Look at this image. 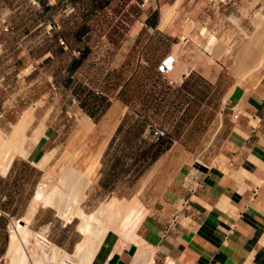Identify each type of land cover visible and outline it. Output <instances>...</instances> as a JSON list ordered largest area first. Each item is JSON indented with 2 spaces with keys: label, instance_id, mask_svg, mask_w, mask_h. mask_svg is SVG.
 Masks as SVG:
<instances>
[{
  "label": "crops",
  "instance_id": "crops-1",
  "mask_svg": "<svg viewBox=\"0 0 264 264\" xmlns=\"http://www.w3.org/2000/svg\"><path fill=\"white\" fill-rule=\"evenodd\" d=\"M237 1L52 0L26 20L23 10L8 14L11 0H0V59L24 67L46 60L60 68L71 94L83 102L84 120L109 124L97 179L145 207L139 235L129 240L110 230L94 264H134L143 246L153 249L147 264H264V61L240 78L234 71L238 52L230 67L221 59L230 50L225 36L220 56L210 49L212 55L200 56V36L190 28L186 33L181 23L242 17L231 10ZM170 52L174 67L162 74L157 65ZM259 68L258 77L244 81ZM156 126L167 135L154 136ZM37 143L0 169V264L15 221H39L45 211L35 197L51 169V160L45 167L40 160L53 148L41 152ZM79 161L80 168L87 164ZM71 221L62 223L64 232ZM50 222H38L33 231L48 236Z\"/></svg>",
  "mask_w": 264,
  "mask_h": 264
},
{
  "label": "rangeland",
  "instance_id": "rangeland-1",
  "mask_svg": "<svg viewBox=\"0 0 264 264\" xmlns=\"http://www.w3.org/2000/svg\"><path fill=\"white\" fill-rule=\"evenodd\" d=\"M36 1L24 0L23 3H17L16 0H11V2L6 5L9 9L8 14L18 13L23 10L26 20H33L34 12L37 14L38 8H46L47 6H50L47 3H44L43 0L39 3ZM186 1L187 0H185V2ZM251 1L252 0H238L237 5H234L233 9H231L235 13L240 12L239 14L242 15L244 19L237 14L230 15L228 17H224L223 15H214L215 17L211 16L208 19H195L188 17V19L181 20L183 27L186 26V33H188V29L190 28L191 32L195 36H200V56L205 57L208 55V52H210V50L206 47L208 32L215 35L221 42H223V37L225 36L226 46L228 47V44H230V50L226 53V55L222 56L221 59L225 62V66H229L231 61L235 59V55L238 52L234 62V71L241 78L263 62L262 61L259 64L257 63L259 50L254 47V37H256L257 33L264 27V18L262 20H259L260 18L257 19L260 12L264 13V0H259L260 2L258 5L253 4L252 6L250 4ZM238 5H240L239 9L237 8ZM209 8L211 7L205 9L206 13H210ZM257 11H259V13L256 15L255 13ZM12 20L13 23H18L15 21V18ZM202 28L204 29L203 31L201 30ZM252 32L254 33L252 34ZM194 39L196 41V38ZM252 42L254 43L253 45L251 44ZM261 42H263V40L260 41V47L264 46V43ZM244 51L249 53L253 52L251 56L254 57V60L253 63L249 62L250 69L247 72L239 74L235 69V65L240 61V54ZM209 55H212L211 52ZM254 61L257 63L256 65ZM21 64L22 63L18 64L12 58H9L7 61L6 59H0V106L3 112L2 116H0V127L2 128L0 130H3L8 134L14 133L16 125L24 118L28 111H32V120L26 129V133L29 136L25 145L26 150L29 152L28 147L34 146L38 141L39 142L36 146L39 147L41 152L53 148L52 150L46 152L50 153L54 151L53 157L50 161V168L53 172L57 171L56 173L54 172L56 175L61 174L63 173V170L65 171L68 169V164H75L76 161L77 164H79L81 157L86 158V161H83V164L84 162L87 164L84 165L85 167H82L83 170H85L87 165L89 166L94 152L104 144L105 139L108 137L109 132L105 129L109 127V124L108 126H105L103 124L104 122L99 123L94 118H90L92 121L90 119L84 120V116L86 114L83 112V108L81 107L83 106V102H79V95L76 94V96H74L71 94V85L63 82L64 77L63 74H61L59 67L54 68L49 66L46 60H43L35 67L31 64H26L24 67ZM262 68L254 71V73L251 74L250 77L244 79V81L258 77ZM73 98L74 100H72ZM109 102L110 100L105 101V107L109 106ZM87 121L91 122L89 126H85V122ZM108 123H110V121ZM82 145L84 149L82 148ZM85 147L87 149H85ZM70 155H73L74 157H70ZM77 164L75 165L77 166ZM79 165L77 167L80 168ZM96 175H98L97 169L92 176V181L87 187V196L81 203L82 209L87 213L94 212L99 208V206H101L102 203L111 201L112 197L114 198L118 196L119 198L121 196V192L124 190L120 188L118 194H116L114 189H112L110 182L107 183L102 180H98ZM114 194H116V196ZM110 196L112 197L109 198ZM99 203L100 205L97 206ZM73 212H75V210ZM47 218H50L51 222L49 224V235L46 237L52 243L60 247L63 254L68 252L75 255L78 250V244L75 252H72L74 250L73 246L75 247L73 242L81 240V238L82 240L80 242L84 240V235L79 229L82 219L78 213H70L67 216H64L58 207L46 204L45 211L40 216L39 221L29 222V220L26 219V224L30 227L28 228L34 234L30 238L31 244L27 246V251L30 256H34L33 262H35V258L38 260L40 255H43L42 252L44 250L42 249H45L47 253H49L47 250H50V248L44 247V245L39 243L40 237L38 238L36 236L38 233L33 231L36 230L35 228L38 222L47 220ZM65 220H72L66 226V232H64L65 228L62 226V223L65 222ZM21 224L25 225V223ZM77 226L80 233L76 229ZM109 234L115 233L111 231ZM38 235L43 236L42 234ZM68 235H70V237H68ZM40 240L42 239L40 238ZM61 240H65V243L61 242ZM71 248H73V250ZM65 250L67 251L64 252ZM100 251V249L97 250V255L93 264L96 260H99V256L101 254ZM33 256H31L32 259ZM9 261L10 260H6V258H4L2 260V264H10L8 263ZM61 262L62 260L55 264H61Z\"/></svg>",
  "mask_w": 264,
  "mask_h": 264
},
{
  "label": "bare ground",
  "instance_id": "bare-ground-1",
  "mask_svg": "<svg viewBox=\"0 0 264 264\" xmlns=\"http://www.w3.org/2000/svg\"><path fill=\"white\" fill-rule=\"evenodd\" d=\"M165 15L164 23L172 18L173 12L170 11ZM261 40H263L261 43H264V27L257 33V36L254 37L255 44L253 42L251 43L252 45L254 44V47H256L257 50H259V55L257 57L258 64L264 61V46L260 47L259 45ZM219 42L218 38L215 35H212L207 48L212 52L214 51L215 54L221 55L223 49L220 48L221 44ZM252 53L253 52L249 53L244 51L240 54V61L235 65V69L239 74L247 72L250 69L249 62L253 63L254 60V57L251 56ZM254 63L255 65L257 64L255 61ZM31 120L32 111H28L24 118L16 125L14 133L8 134L5 131L0 130V169L6 168L11 159H13V156L18 154L28 155V151L25 148L29 137L26 133V129ZM85 123V126L91 124L89 121ZM104 145L105 143L99 150L94 152L92 160L85 170L77 167L78 165L68 164L69 166L66 165L69 167L68 169L65 171L63 170V173L56 175L55 173L57 171H54V173L51 169H48L46 171L47 176H45L46 178H44L38 189V193H36L37 197H35V199L38 202H44L58 207L64 216H67L70 213H78L82 219L79 229L84 235V240L78 243V250L75 255L68 252L63 254L60 247L51 241H44L41 238L44 236H39L37 234L36 236L42 239L40 240L39 238V243L44 245V247L50 248V250H47L49 251V253H47L45 249H42L44 250L42 252L43 255L41 254L38 260L35 258V262H33L34 256L31 255L33 256L32 259L27 251V246L31 244L30 238L34 234L30 231L27 224L22 225L19 221H16L12 232V245L10 246L9 254L7 256V260H10L8 263L55 264L62 260L61 264H91L97 254V250L100 248L110 230L120 233L129 240H134L139 235L137 232V226L144 216L145 207L138 197L133 199L112 197L111 201L102 203L101 206L92 213L85 212L81 207V203L87 196V187L92 181V176L97 167H99V157ZM85 149L87 148L85 147ZM53 154L54 151L50 153L45 152L40 160V165L42 167L47 166L48 162L52 159ZM70 157L74 156L70 155ZM47 167L50 166L48 165ZM74 210L75 212H73ZM142 244L145 245V241H143ZM152 252L153 249L147 251L143 246L135 257L134 264H147ZM106 264H108V262H106Z\"/></svg>",
  "mask_w": 264,
  "mask_h": 264
},
{
  "label": "built area",
  "instance_id": "built-area-1",
  "mask_svg": "<svg viewBox=\"0 0 264 264\" xmlns=\"http://www.w3.org/2000/svg\"><path fill=\"white\" fill-rule=\"evenodd\" d=\"M141 2L145 3L146 0H141ZM46 3L48 5L53 4L52 0H46ZM53 27H54V23L51 22L49 29H51ZM59 42L63 45V47L65 49L68 48L67 44L65 43V41L62 38H59ZM73 53L76 54V53H78V51H74ZM175 61H176L175 54L173 52L168 53L164 58H162L159 61L158 65H157L158 71L160 73H162V74L169 73L173 69ZM168 82L172 83L173 80L169 79ZM0 115H1V112H0ZM152 133H153L154 136L167 135V132L165 131V129H163V128L159 127V126L154 127ZM41 238L44 241H50L46 236L45 237H41Z\"/></svg>",
  "mask_w": 264,
  "mask_h": 264
}]
</instances>
